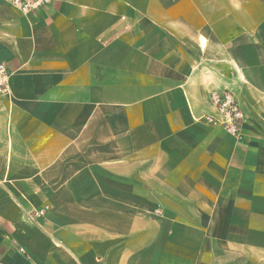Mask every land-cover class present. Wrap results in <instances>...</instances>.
<instances>
[{"label": "crops", "instance_id": "1", "mask_svg": "<svg viewBox=\"0 0 264 264\" xmlns=\"http://www.w3.org/2000/svg\"><path fill=\"white\" fill-rule=\"evenodd\" d=\"M2 63L0 264H264V0H0Z\"/></svg>", "mask_w": 264, "mask_h": 264}, {"label": "built area", "instance_id": "2", "mask_svg": "<svg viewBox=\"0 0 264 264\" xmlns=\"http://www.w3.org/2000/svg\"><path fill=\"white\" fill-rule=\"evenodd\" d=\"M13 9L19 11L25 16L35 15L42 9L52 4L53 0H2ZM10 71L8 67L0 64V95L9 93L8 80ZM210 105L213 111L209 114L197 117L195 120L212 127H220L226 133L236 139L242 138V131L246 120L245 112L232 90L225 89L223 91L212 92L210 94ZM47 208L35 212L31 217H43L47 212ZM33 218V219H32ZM2 217L0 215V227L2 226Z\"/></svg>", "mask_w": 264, "mask_h": 264}, {"label": "rangeland", "instance_id": "3", "mask_svg": "<svg viewBox=\"0 0 264 264\" xmlns=\"http://www.w3.org/2000/svg\"><path fill=\"white\" fill-rule=\"evenodd\" d=\"M226 264H244V263H241V262L239 261V262H237V263L232 262V263H226Z\"/></svg>", "mask_w": 264, "mask_h": 264}]
</instances>
